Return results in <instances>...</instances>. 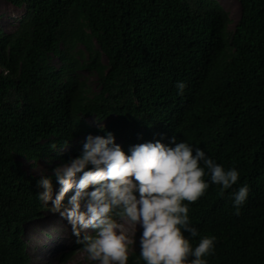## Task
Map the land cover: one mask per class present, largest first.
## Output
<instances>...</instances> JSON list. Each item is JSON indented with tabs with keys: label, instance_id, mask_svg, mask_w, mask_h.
I'll list each match as a JSON object with an SVG mask.
<instances>
[{
	"label": "trees",
	"instance_id": "obj_1",
	"mask_svg": "<svg viewBox=\"0 0 264 264\" xmlns=\"http://www.w3.org/2000/svg\"><path fill=\"white\" fill-rule=\"evenodd\" d=\"M6 1L25 12L15 30L0 29V264L31 263L24 226L46 208L41 176L22 158L64 163L83 136L106 132L125 151L187 140L236 167V185L210 183L189 203L199 233L191 242L216 238L208 264H264V0H239L233 31L219 0ZM84 69L97 74L98 91L80 77ZM243 184L250 193L237 212L231 193ZM138 258L137 240L128 264Z\"/></svg>",
	"mask_w": 264,
	"mask_h": 264
},
{
	"label": "clouds",
	"instance_id": "obj_2",
	"mask_svg": "<svg viewBox=\"0 0 264 264\" xmlns=\"http://www.w3.org/2000/svg\"><path fill=\"white\" fill-rule=\"evenodd\" d=\"M185 88V82L176 83L178 94ZM52 172L41 174L37 198L68 222L76 243L95 264H128L135 241L126 223L140 230L142 264H208L216 238L204 236L193 246L191 239L199 233L190 222L189 203L202 197L210 183L227 190L240 179L236 167L224 168L187 140L173 139L171 145L149 141L125 151L110 132L86 136L78 155ZM249 193L247 184L231 193L237 212Z\"/></svg>",
	"mask_w": 264,
	"mask_h": 264
},
{
	"label": "rangeland",
	"instance_id": "obj_3",
	"mask_svg": "<svg viewBox=\"0 0 264 264\" xmlns=\"http://www.w3.org/2000/svg\"><path fill=\"white\" fill-rule=\"evenodd\" d=\"M230 16L229 30L233 31L241 17V4L239 0H219ZM25 7H16L6 0H0V29L4 32L15 30L20 17L24 14ZM53 66L60 67L62 62L57 56L50 58ZM80 77L84 79L89 86L91 92L99 90L98 78L95 72L87 69L80 71ZM87 120L95 125H104L94 116L87 117ZM88 136V135H87ZM83 136L82 138H85ZM120 143L119 139H116ZM70 149L66 146L63 151ZM26 170L32 175L41 176V174H53L52 170L60 163L58 159L53 160L48 157L38 160H27L22 158ZM35 165L31 163V162ZM56 189H59L57 184ZM71 195V193H69ZM67 199V197H66ZM126 233L134 239V243L130 246V252L137 248V240L139 228L136 225L126 223L124 225ZM24 239L28 245V251L31 256L30 264H95L89 261L83 248H77L73 257L68 261L61 262L60 256L70 251L76 244V237L72 235L71 226L58 213L51 210L50 206H46L43 216L32 220L24 226ZM129 252V253H130Z\"/></svg>",
	"mask_w": 264,
	"mask_h": 264
}]
</instances>
